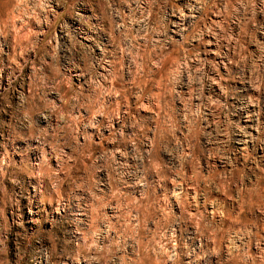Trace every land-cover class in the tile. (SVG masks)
Returning a JSON list of instances; mask_svg holds the SVG:
<instances>
[{
  "label": "rangeland",
  "instance_id": "374dc122",
  "mask_svg": "<svg viewBox=\"0 0 264 264\" xmlns=\"http://www.w3.org/2000/svg\"><path fill=\"white\" fill-rule=\"evenodd\" d=\"M0 264H264V0H0Z\"/></svg>",
  "mask_w": 264,
  "mask_h": 264
}]
</instances>
